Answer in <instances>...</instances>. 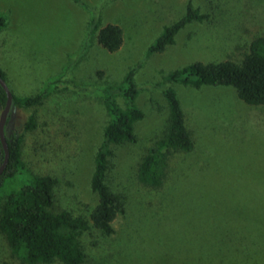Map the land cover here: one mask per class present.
<instances>
[{"label":"rangeland","instance_id":"374dc122","mask_svg":"<svg viewBox=\"0 0 264 264\" xmlns=\"http://www.w3.org/2000/svg\"><path fill=\"white\" fill-rule=\"evenodd\" d=\"M80 1L85 6L73 0H0V16L6 19L0 32V68L13 96H34L48 80L61 77L40 110L58 124L60 138L49 144L26 134V168L47 169L57 178V206L83 213L93 209L92 159L109 120L100 89L120 84L136 68L135 104L143 118L134 125V143L111 146L107 174L108 185L126 209L112 223L115 233L100 241L96 264L119 243L107 264H264V107L246 105L231 87L170 85L196 141L179 166L189 174L160 196L168 206L165 214L147 210V199L135 184L137 165L168 121L163 93L152 85L191 63L239 60L247 44L231 30L242 24L239 7L228 0ZM189 3L209 18L186 25L173 45L146 58L148 47L165 26L183 17ZM92 18L99 20V28L114 24L123 30L118 51L107 52L96 34L90 35ZM116 101L126 107L122 96ZM30 114L12 106L8 134L23 133ZM24 184L18 176L14 185L5 186L0 204L11 189ZM187 191L204 197H191ZM226 215L232 230L240 228L248 236L247 245L237 247L223 236ZM0 264H25L10 254L2 237Z\"/></svg>","mask_w":264,"mask_h":264},{"label":"trees","instance_id":"16d2710c","mask_svg":"<svg viewBox=\"0 0 264 264\" xmlns=\"http://www.w3.org/2000/svg\"><path fill=\"white\" fill-rule=\"evenodd\" d=\"M73 2L85 6L80 0ZM227 3L239 7V17L243 20L241 25L230 28L247 41L241 58L237 61L226 59L221 62L191 63L168 73L152 85V89L163 93L168 107V121L163 135L147 150L137 165L135 184L139 194L147 199V210L149 207L153 213L165 214L168 206L162 203L164 200H160V196L170 185L168 191L180 178L189 174L179 166L183 158L196 147L187 117L170 85L180 84L194 89L207 85L231 87L246 105L264 106V0H228ZM208 18L207 14L200 13L189 3L182 18L163 28L161 34L148 47L145 57L162 53L168 46L173 45L176 35L186 25L204 22ZM5 20V16H0V32L6 25ZM99 25L97 18L91 19L90 35L96 34L98 44L107 52L118 51L123 44V30L114 24L101 28ZM223 28L225 35L228 33L227 27ZM135 71L136 68L130 69L120 84L107 85L100 89V98L109 120L92 159L93 171L89 188L97 203L89 212L57 206V178L47 169L29 171L23 160L26 134L49 144L50 140L60 138L58 124H52L53 119L40 113V110L61 77L48 80L44 90L34 96H13L12 106L31 111V114L25 122L23 133L8 134V118L5 124L9 160L0 176V191L5 186L14 185L18 176L25 181L20 188L11 189L0 204V237L4 239L12 256L21 259L25 264H96L99 261V257L94 258V255L98 253L100 241L115 233L112 223L126 209L122 197L114 193L108 185L107 174L109 158L112 156L111 146L134 143V125L143 118L142 111L135 104L139 93L134 82ZM0 76L5 79L1 68ZM117 96L124 98V109L118 105ZM5 102L6 94L0 87V106L3 107ZM2 160L1 148L0 163ZM197 168L200 173L201 169L199 166ZM187 193L191 194V191L185 192ZM190 194L189 196L197 199L204 197ZM230 221L231 217L226 215L221 222L220 228L225 233L223 236L237 247L240 246L239 243L247 245L245 241L248 236L241 235L243 232L238 231L240 228L232 230ZM120 244L101 255V264L102 261L107 264L114 258L112 256Z\"/></svg>","mask_w":264,"mask_h":264},{"label":"water","instance_id":"95a60500","mask_svg":"<svg viewBox=\"0 0 264 264\" xmlns=\"http://www.w3.org/2000/svg\"><path fill=\"white\" fill-rule=\"evenodd\" d=\"M0 87L3 89V91L6 94V102L0 113V145L3 151V160L0 163V176H1L5 171L9 160L8 144L5 137V124L12 107L13 94L9 90L5 82V79H3L1 76H0Z\"/></svg>","mask_w":264,"mask_h":264},{"label":"crops","instance_id":"0c3cea01","mask_svg":"<svg viewBox=\"0 0 264 264\" xmlns=\"http://www.w3.org/2000/svg\"><path fill=\"white\" fill-rule=\"evenodd\" d=\"M261 107H264V106H261Z\"/></svg>","mask_w":264,"mask_h":264}]
</instances>
